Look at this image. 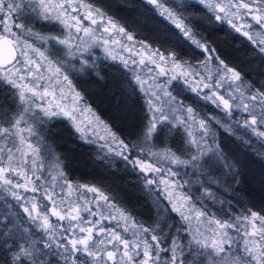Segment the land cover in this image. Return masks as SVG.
<instances>
[{
    "label": "trees",
    "instance_id": "trees-1",
    "mask_svg": "<svg viewBox=\"0 0 264 264\" xmlns=\"http://www.w3.org/2000/svg\"><path fill=\"white\" fill-rule=\"evenodd\" d=\"M73 1L100 8L133 36L132 42L136 46L148 51L142 46L141 42H143L153 51L158 50L159 53L164 54L167 60L166 66L169 68L173 66V58L170 54L175 53L176 61L182 64V67L180 73L175 75L178 78L170 81L168 91L176 98L174 102L179 108L183 106L181 110L185 112L183 118L187 124L193 123L192 120L190 122L187 119V107L194 109L198 119H205L208 122L209 134L205 135L204 131L199 129L201 132L196 135L197 141L201 137L202 145L212 147L214 154L222 152L223 155L215 154L217 163L206 161L194 174L183 173L179 164L162 159L161 156L171 150L182 160L193 162L191 157L196 153L195 145H186V141L192 138L187 135L185 125H178L171 134L165 129L151 142V152L159 155L153 157L146 152L142 154L140 149L143 144L140 134L150 119L144 91H141L140 86L135 82L134 74L120 58L101 56L87 69L69 74L71 87L80 94V101L129 145L124 155L129 156L132 162L125 160L123 156H117L115 151H109L110 147L120 151L119 145L113 143L109 136L105 139L94 137L93 134L78 132L62 117L41 116V120L36 122L35 143L43 139V143L39 145L42 149L40 156L43 164L38 167V171L31 167L32 171L41 177L38 182L35 178V183L41 187L35 193L19 192L20 201H16L10 193L0 190V243L7 239L14 250L18 236L22 234L16 233L17 227H27L30 237L38 241L43 253L41 256L43 264H65L62 256L64 250L57 248L55 244L52 245L51 250L43 248L42 241L47 237L37 226L40 221L36 223L29 221L21 207L24 205L31 208L32 197H35L34 202L38 204V210L41 212L47 210V202H45V190H47L54 192L53 197L63 198V205L67 208L79 204L81 208L96 212L93 216L90 212L81 211L82 219L78 222L60 221L49 216L50 222L56 225L57 239L62 240L63 236L69 235V232L63 229L71 224H77L76 228L71 229L76 236L83 235L79 232V227H92L95 224L94 234L100 227H105L119 232L129 241L148 240L154 245L155 253L158 250L155 248L156 242L151 240V236L155 234L160 237L161 249H170L173 240L179 245L177 264L182 260L185 264L192 260L200 264L203 258L194 257L192 254L203 249L195 244L193 236L200 240L207 237L209 240L211 238L209 236L217 226L214 221L220 220L234 225L223 231H227L231 237L230 251L242 254L244 242L240 234L243 228L241 225L249 226L242 217L249 215L250 211L264 215V195L259 192L264 190V137H258L251 129L243 127L244 120L250 119L248 113L234 107L231 110L232 115L229 116L223 105L217 107L219 101L213 102L214 97L204 99L206 95L211 96L213 91L224 95L225 98H229L228 93L232 92L237 97L233 104L240 103V94L227 84L222 88H204V83L215 85V79L218 78L216 69L220 67L219 60L213 59L206 65L202 64L209 53L187 41L175 25L161 17L159 11L147 4L146 0ZM165 3L186 18V22L193 27L196 38L214 50L211 53L213 57H219L241 73L243 81L249 85L252 92L257 89L264 90V54L260 53L247 37L236 32L227 20H217L215 14L199 4L198 0H179V2L165 0ZM50 21L36 19V14L32 12L30 6L25 8L23 16H18V22L27 24L32 31L40 35L53 34L50 27L53 22ZM235 22L238 25L241 23ZM252 24V31L255 32L256 26L254 22ZM13 31L19 33L18 29ZM1 72L2 69H0V109L7 108V115L11 117L16 107L14 101L16 89L2 81ZM181 72L187 75L182 76ZM209 73L214 79H208ZM194 87L197 88V92L192 91ZM242 91L245 96L249 95V88H242ZM245 102L250 103L247 100ZM256 103L258 105V101ZM260 111V107L257 106L256 112ZM212 117L215 119H210ZM5 118L0 116V120ZM217 120L221 123H216ZM257 127L264 130V125ZM53 156L59 160L58 169L55 167L56 160ZM137 159L153 164L160 171L154 173L141 171L135 164ZM47 164L56 171V181L46 174ZM58 171L64 173V178L59 177ZM148 180L154 182L148 184ZM162 181H167V184ZM68 184L73 186L70 195ZM89 187L97 188L108 197L107 202L99 200L97 193L89 192ZM206 192L211 195H207ZM184 197L187 199L185 200ZM173 204L180 208L179 212L173 210ZM198 211L204 212L205 215L198 219ZM101 213L108 218L102 219ZM121 213H124L128 219H123ZM185 216L190 217V220H185ZM21 220L25 222L23 225H20ZM125 227L128 228L127 232L124 231ZM143 228H148L150 231L144 233ZM5 231L16 234V238L4 236ZM137 232H139L138 237L135 235ZM96 238L111 237L108 233H102ZM106 246L112 250L111 245ZM119 247L122 254L123 246ZM142 249L143 244L140 249L134 251H140L142 256ZM171 255L170 250L160 251L157 264H166ZM0 264H11V251L3 246H0Z\"/></svg>",
    "mask_w": 264,
    "mask_h": 264
},
{
    "label": "snow or ice",
    "instance_id": "snow-or-ice-1",
    "mask_svg": "<svg viewBox=\"0 0 264 264\" xmlns=\"http://www.w3.org/2000/svg\"><path fill=\"white\" fill-rule=\"evenodd\" d=\"M147 4L152 5L155 9L159 11V15L165 20L170 21L175 28L183 35L187 41H191L197 48L202 49L204 52L209 53V56L205 61L201 63L206 65L211 60H219L220 67L216 69V78L215 85L211 83H204V88H222L226 84L230 88L234 89L235 92L240 94V103L233 104V101L237 99L232 92L228 93L229 98H225L224 95H221L215 91L212 92L211 96H204V99H213V102L219 101L217 105H223V109L226 113L231 116L232 109L234 107L240 108L243 112L248 113L250 119H245L243 122V127L246 129H251V131L258 137H264V130L257 125H264V90L257 89L252 92L249 85L243 81V77L239 71L227 65L219 57H213L211 53L214 51L210 49L206 43L202 42L200 39L196 38V33L190 23L186 22V18L181 14H178L173 7L167 6L165 0H146ZM179 2V0H178ZM73 0H64V3H53V0H0V68L5 69L7 75L2 77V81L10 85L13 89H16L14 93V101L16 107L11 117H8V109H0V116L6 117L5 119L0 120V190L8 192L16 200L20 201L21 196L17 191L13 189L23 188L26 191L30 190L35 193L38 191V188L41 187L38 183H35L32 180V177L28 175V172L25 170V165L31 162L33 170H39L37 168V160L41 155L40 144L43 143L41 138L37 141L36 144L33 143L32 137L37 136L36 131V122L41 120L40 112L43 113L45 117H53L59 114L67 116L69 119L75 121L76 117L74 115L76 109L73 108L71 111L67 109L65 105L56 104V108L60 109L59 112L54 111L52 108V102H49L48 107H41L40 105H35L32 97H46L48 95H53L55 97V89L52 92H49L47 86L43 87V92L37 91L36 86L23 83L25 77L19 75L20 70L16 68V64L20 63V59L17 54L18 46L21 42V37L24 35H35L41 40H55L61 45L68 47L67 55H74L72 51V46L69 43V39H60L55 36L45 37L38 33H34L27 24L23 22H18V16L24 15V10L27 7H31L32 12L36 14V19L43 21L57 20L65 27H75L77 32L83 31L85 35L94 34L96 29L90 27H82L81 21L76 17H69L66 9L71 7ZM198 3L203 5L209 12L215 14L217 20L223 21L227 20L231 27L238 33H241L249 41L255 45L260 53L264 54V0H198ZM81 7H86L89 9L87 15L84 16V19L90 20L92 25H97L99 17L100 21L107 19V25L103 27L104 32H110L116 30L119 33L127 36L128 40H133V36L130 33H127L125 28L120 26L112 17L107 16V14L102 11L100 8H93L92 5H84L81 3ZM55 13V14H53ZM222 14V15H221ZM68 17V18H64ZM250 17L251 21L254 22L256 26L255 32H253V24L247 22L246 18ZM69 19L75 21V25L69 24ZM235 21H242L239 25ZM13 29H18L19 33L13 31ZM76 37H71L75 39ZM107 43V41H105ZM142 46L147 48L148 51L152 52L153 55H159L161 61H165L166 57L164 54L159 53L158 50L153 51L148 48L147 45H144L141 42ZM79 47V46H77ZM37 52L43 59L47 60L44 52H40L39 49L35 48L33 44L24 41V47L20 49L19 56L24 57V63L27 65H36V71H39V64L32 60L28 51ZM87 51V48L84 49ZM173 58V66L175 68H181L182 64L176 61L175 53L170 54ZM114 58V57H113ZM155 63V61H152ZM127 61H124L125 66L127 67ZM140 63L143 64L144 60L141 59ZM186 63V62H185ZM83 65H87V61H82ZM11 65V67H8ZM51 65V61H49ZM29 75H33L32 70L29 68ZM56 73L60 72V68L55 69ZM151 71V69H149ZM161 74H164V69L161 68ZM19 75L20 83L17 82L16 76ZM180 75H187L185 72H181ZM43 79V77H39ZM178 77L173 76L172 79L176 80ZM135 82L140 86L141 91L148 93L153 87L160 89L163 92L164 97H168L167 100H163L162 103L157 104L156 101H162V97L159 92L151 91V97L155 99H148V110L151 113V118L144 125V130L140 134L142 137L141 153H147L153 157L159 155L155 152H151V142L165 129L168 134L173 132V129H176L178 125H185L187 130V135L192 139L186 141L187 144L196 145L199 149V143L195 138L193 132L191 131L192 125L187 124V121L181 117L174 115L176 109L170 107L173 102L176 100L172 96L171 92L164 90L161 85L148 84V81L142 79L139 75L134 77ZM209 80L214 79L211 73L208 76ZM64 80L68 81V76H64ZM187 83V81H185ZM203 82V81H201ZM59 84V81H57ZM148 85V88H145V85ZM68 87L71 89V82L68 81ZM242 88H249V95L245 96ZM74 92V90H72ZM193 92H197V88L192 89ZM31 94L29 96L28 94ZM199 94V93H198ZM65 94L61 88L60 99L63 100ZM80 99V94L74 92V103H77ZM250 101L246 103L245 101ZM258 101V105L257 102ZM257 106L260 107L261 111L256 112ZM183 109V106H180ZM39 108V112L36 109ZM82 112H87L90 117H92L95 123L101 126L107 135L111 138V141L120 147V151H116L113 148H109V151H115L117 156H123L125 160L132 162L129 156H125L124 152L128 151L129 145L125 141L121 140L115 132L112 131L111 127L100 117L96 116L90 108L81 110ZM187 119L192 120L193 123H198L201 130L204 131L205 135L209 134V125L205 119H198L194 114V109L192 107L186 108ZM210 119H215L212 117ZM216 123H221L216 121ZM239 123V122H237ZM76 130L83 131L79 125H76ZM230 131V129H229ZM26 133L27 135H24ZM104 139V137H100ZM135 147V145H133ZM219 147V146H218ZM203 151H200L198 154H194L191 157V161H197L201 156L205 155ZM216 155H223L222 152L215 153ZM30 158V161L29 159ZM162 159L171 161L173 164H187L190 161L182 160L179 156L169 150L167 153L161 156ZM53 159L56 160L55 167L59 168L58 158L53 156ZM135 164L140 167L141 171L144 172H159V168H155L153 164L147 163L140 159L135 161ZM195 166V165H194ZM13 174L20 176L25 180V183H13L12 179L9 178V175ZM35 174V172H33ZM58 175L61 178H64V173L58 171ZM41 177L37 176L36 181L38 182ZM52 180L56 181L57 176H52ZM154 181L148 180V184H152ZM167 184V181H162ZM33 185L29 188V185ZM73 186L68 184L69 195L71 194ZM89 192L97 193V198L99 200H104L107 202L108 197L101 193L95 187H89ZM207 195H211L207 193ZM54 192H49L45 190V198L50 200L53 204L51 209V215L57 217L60 221H80L81 211L90 212L91 215L95 216L96 212H92L91 209L81 208L79 204L75 206H70L66 212L59 210V206L56 201L53 199ZM186 200L187 197H184ZM35 197H32V207L28 208L27 206L21 205L25 214H27L28 220L32 223L40 221L37 225L45 234L47 239L43 240V248L51 250L52 245L55 244L57 248L63 249L64 253L62 254L65 264H157L158 258L160 256V251H171L172 255L166 264H177V250L179 245L176 244L175 240L172 241V246L170 249H161L160 247V237L153 234L151 240L156 242L155 248L158 249L153 252L154 245L149 243L148 240H142L139 242L129 241L123 237L119 232L115 230L106 229L105 227H100L98 231L94 234L95 224L92 227H79V232L83 235L76 236L71 229L77 227V224H71L68 228L63 229L65 232H69L68 236H63L62 240L56 238L55 228L56 225L50 222L47 210L43 212L39 211L38 204L34 202ZM64 203L61 200V204ZM174 211H180V208L173 204ZM35 213V215H34ZM183 216V213H181ZM205 213L202 211L197 212V218L204 216ZM123 219L127 220L128 217L121 213ZM102 219H107L108 217L103 216L101 213ZM115 219V217H112ZM185 220H190V217H184ZM241 219V218H238ZM244 221H247L251 225V231L245 230L244 232V246L241 250L242 254L232 253L230 251L231 237L227 231H216L213 230L215 236L218 238H213L209 242L208 238L205 237L203 240L197 239L196 236H193V241L197 244L203 251L195 252L192 255L202 257L200 264H264V215L256 211H250V214L242 217ZM259 221V226L257 225ZM217 228L220 230L228 229L234 227L230 222H221L220 220H215ZM25 222L20 221V225H23ZM97 224L99 221L96 222ZM7 229V225L4 226ZM135 227V225H133ZM244 227V225H241ZM125 232L128 231V228L125 227ZM150 230L148 228H143L144 233H148ZM16 233H22L18 236L15 248L13 249L12 245L8 244V240L4 239L0 246L6 247L11 251V264H43L41 256V248L38 246V241L32 239L29 235V229L27 227H17ZM102 233H108L111 237L110 239H97L96 237L100 236ZM4 236H12L16 238V234L11 233L10 231H5ZM137 237L139 232L135 233ZM259 237V239H255ZM250 238V239H249ZM51 241V243H49ZM66 241L67 243H64ZM117 242V243H114ZM141 244H143L142 256L140 251H134L140 249ZM106 245H111L112 250H109ZM120 245L123 246V251L121 254ZM82 254V256H81ZM183 255V253H181ZM86 257L87 259H84ZM119 257V259H118ZM137 257H141L137 259ZM180 264H185V261H181ZM188 264H196L195 260L188 261Z\"/></svg>",
    "mask_w": 264,
    "mask_h": 264
},
{
    "label": "rangeland",
    "instance_id": "rangeland-1",
    "mask_svg": "<svg viewBox=\"0 0 264 264\" xmlns=\"http://www.w3.org/2000/svg\"><path fill=\"white\" fill-rule=\"evenodd\" d=\"M53 3H64V0H53ZM82 2L76 3L73 1L71 7L65 6L67 9V13L69 17H76L81 21L82 27H90L95 28L96 31L94 34L85 35L83 31L77 32L76 28L73 27H65L63 24H61L59 21L53 19L50 22L52 23L51 29H52V35H42L45 37L49 36H55L60 39H69V43L72 46V51L74 55L69 56L67 55L68 47L65 45H61L57 43L55 40H41L35 35H24L21 37V42L17 49V54L20 59V63L16 64V68L20 70L19 75H22L25 77L23 83H27L29 85L36 86L37 91L43 92L42 86H47L49 88V92L51 93L53 89H55V97L53 95H48L46 97H32V100L34 101L35 105H40L41 107H48L49 102H52V108L54 111L59 112L60 109L56 108V104L65 105L69 111H71L73 108L76 109L74 115L76 117L75 121L69 119L67 116L63 115L62 113L56 116L62 117L66 120H68L75 128L76 125H79L80 128L83 131H80L81 133L89 134L94 137L100 138L101 136L104 137V139L108 136L107 133L104 131V129L97 125L92 117L89 116L87 112H82L81 110L88 108L85 104H83L80 99L77 103H74V92L68 87V81L69 80V74L72 72H81L84 69H87V67L92 63L96 62L99 57L107 56L109 58H120L123 61L126 60L127 68L131 70V72L136 75H139L142 79H145L148 81V84L156 85L159 84L161 87L168 91V85L170 81L172 80V77L174 75H177V73H180L181 68H175L172 66L171 68L166 66L167 60L161 61L159 58V55H153L152 52H148L145 50H142L138 46H136L132 40H128L127 36H125L122 33H119L116 30H112L110 32H104L103 27L107 25V20L100 21L99 17H97L98 24L92 25L90 20L84 19V16L87 15V12L89 11L86 7H81ZM84 4V3H83ZM86 5V4H84ZM55 14V13H53ZM68 18V17H64ZM247 22L252 23L250 17L246 18ZM69 24L75 25V21L69 19ZM242 22V21H240ZM34 32V31H33ZM36 33V32H34ZM71 37H76L75 39H71ZM27 41L28 43L33 44V46L37 49H39L40 52H44L45 56L48 58L47 60L43 59L37 52H33L31 50L28 51V55L32 60H35L39 64V71H36V65H27L25 64L24 57L19 56L20 49L24 47V41ZM107 41V43H105ZM79 46V47H77ZM87 48V51H84V49ZM106 58V57H105ZM143 59L144 63L141 64L140 60ZM87 61V65H83L82 61ZM49 61H51V65H49ZM152 61H155L153 63ZM125 65V64H124ZM11 67V66H10ZM59 67L60 72L56 73L55 69ZM31 69L33 72V75L28 74V69ZM161 68L164 69V74H161ZM151 69V71H149ZM1 74L7 75V72L5 69H2ZM19 75L16 76V80L18 83L21 81L19 80ZM68 76V81L64 80V76ZM39 77H43V79H40ZM57 81H59V84H57ZM61 88L63 89V92L65 94V98L63 100L60 99L61 96ZM145 88H148V85H145ZM151 91L159 92V94L162 97V101H156L157 104H160L163 102V100H167L168 97L163 96V92L160 89H157L153 87L149 90L148 93H145V99L148 101V99H155L154 97H151L150 93ZM31 96V94H28ZM148 105V104H147ZM172 108H175L176 111L174 113L175 116L183 118L185 116V112L179 108V106L173 102V104L170 106ZM37 112H39V108L36 109ZM149 111V110H148ZM40 116H44L42 112H40ZM149 118H151V113L149 112ZM184 119V118H183ZM191 122V120H189ZM192 125L191 131L193 132L195 138L196 135H198V132H201L199 129V126L197 123H189ZM24 135H27L24 133ZM201 138V137H200ZM198 139L199 143V149L195 145V154H198L200 151H203L206 153L205 155L201 156L197 161L190 162L188 164H179L181 166V170L183 173H189L194 174L196 173L197 169L200 168V166L208 161V162H216L217 163V157H215L214 150L211 147H205L201 143V139ZM33 143L36 144L35 137L31 138ZM30 161V158H28ZM219 163V161H218ZM43 164V160L40 156V158L37 160V168L40 167ZM195 165V166H194ZM32 165L31 162L29 164L25 165V170L28 172V175L32 177V180L35 182V178L38 176L37 174H33V171L31 169ZM53 167L50 164L45 165V171L46 174H49L50 177L54 176L56 171H52ZM154 173V172H150ZM56 176V175H55ZM9 178L12 179L13 183H25V180L20 177L13 174L9 175ZM170 185V183H169ZM33 185H29V188H31ZM14 191H17L18 193L21 191H26L23 188L20 189H13ZM31 192L30 190H28ZM261 195H264V190H259ZM53 199L56 201L57 205L59 206V210L66 212L68 210L67 207L61 204V200L63 198H57L56 196L53 197ZM45 202H47V213L48 216L58 219L55 216L51 215V209L53 207V204L50 200L46 199ZM259 226V223L256 222ZM216 231H223L217 228V226L213 229ZM245 230L251 231V225L247 227L241 228L240 234L242 238V242H244V232ZM213 232V231H212ZM211 237V238H210ZM209 242L213 238H218L215 236V233L213 232L211 236H209ZM257 239L259 237H256ZM242 245V249H243Z\"/></svg>",
    "mask_w": 264,
    "mask_h": 264
},
{
    "label": "water",
    "instance_id": "water-1",
    "mask_svg": "<svg viewBox=\"0 0 264 264\" xmlns=\"http://www.w3.org/2000/svg\"><path fill=\"white\" fill-rule=\"evenodd\" d=\"M11 65H9L8 67H10ZM0 69H3V68H0Z\"/></svg>",
    "mask_w": 264,
    "mask_h": 264
}]
</instances>
